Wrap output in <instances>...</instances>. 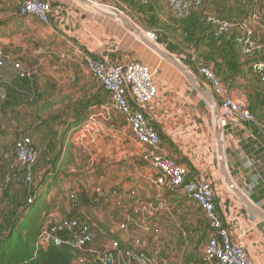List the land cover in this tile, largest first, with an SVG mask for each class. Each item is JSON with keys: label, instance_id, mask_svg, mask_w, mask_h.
Listing matches in <instances>:
<instances>
[{"label": "crops", "instance_id": "0c3cea01", "mask_svg": "<svg viewBox=\"0 0 264 264\" xmlns=\"http://www.w3.org/2000/svg\"><path fill=\"white\" fill-rule=\"evenodd\" d=\"M4 1L6 4L9 3V0H2L0 3V33L3 37H8L6 34L19 27L27 17L21 16L18 10L10 12L9 6H4ZM43 1L52 6L49 28H56L63 39L71 45L78 46L83 52L103 61L114 63L140 61L158 68L157 93L153 103L146 110V117L161 137L160 154L171 157L185 166L190 178L205 181L213 186L216 212L223 226L229 231L231 243L243 244L255 264H264V123L258 121L255 114L260 105L264 106V103L261 104L264 91L259 89L261 94L256 103L245 97L246 87L251 81L247 74L246 76L244 74L247 68L253 70L251 64H264V0H91L105 12L119 15L126 12L138 22L145 24L147 29L165 32L161 35V44L158 46L176 57L198 85L211 90V93L213 90L210 84L204 81L192 52L178 42L175 33L171 32L201 31L204 36L211 38L213 28L205 21L206 14L235 23L247 18L251 13L259 15V19L250 23L256 41V48L250 55L245 54L236 43L235 34L209 42L212 45L209 51L215 55L213 57L216 60L215 64L219 57L224 56L226 60L225 65L221 64L219 67L217 64L218 67L214 69L223 76L220 80L228 94L234 99L244 101L256 120V124L239 119L230 120L221 130L220 136L217 135L215 115L208 100L195 89L186 74L172 60L165 58L158 51L156 53L147 48L146 44L136 41L135 34L122 18L97 14L94 11L98 10L93 9L94 7L92 8L94 11L86 10L83 5H90L80 0ZM28 18L31 22L38 20L36 17ZM7 40L8 38L3 40L4 47ZM248 62L251 63L250 66H244ZM10 69L12 73H8L9 78L0 89L4 95L2 98L0 93L2 106L0 114L18 111L20 114L17 116L23 115L24 118L26 110L21 108L22 104L16 93L29 88L40 91L43 75L38 73L39 76L32 79H21L16 71L11 67ZM260 72L264 73V68ZM62 76H64L62 72L51 70L44 79H48L56 94L58 92L75 96V104L100 105L106 98L110 100L89 72H85L83 78L77 76L76 82H74L76 76L67 73L65 80L67 92L57 89ZM38 94L44 96V93ZM42 103L45 102L40 98L35 101L39 106ZM16 121L17 124H21L24 119L18 118ZM121 138L122 136L119 140ZM105 147V136L98 137L93 146L96 152L86 154L96 161L89 163L86 169H83L86 160L80 163V171L74 175L72 183L66 182L59 189L55 187L51 196L63 194L71 197L73 209L68 216L65 213L71 222H86V218L89 215L94 217L96 212L105 230L119 221H129L128 223L135 228L137 225H141V228L147 226L149 228L147 236L152 235L155 239L157 234L161 233L162 239L168 241L172 235L170 231L163 229L168 221L167 215L173 208L191 201L184 195L182 197L178 190H168L150 183L149 177L155 173L152 170L149 177L145 175L143 180H135L133 176H141L143 170L148 171L143 169V166H138L137 154L141 156L143 153L141 150L137 151V144L124 143L121 146L123 150L118 149L114 156L107 152ZM127 177L131 179L124 180ZM228 181L233 183L236 189L232 188ZM123 183L124 187L146 192L147 201L125 206L122 199L127 189L123 191ZM96 184L102 189L100 193H96ZM238 191L242 196L237 193ZM97 196L102 197L101 202L97 200L95 203L93 201L95 198L98 199ZM249 203L257 207L258 213L249 206ZM127 208L130 211L128 214ZM199 213L205 216L201 209ZM125 215L127 218L123 219ZM205 219L206 224L197 223L196 227L207 243L215 231L207 218ZM157 227L161 230L157 231ZM204 251L205 249L193 259L196 262H186L187 253L182 246L177 256L178 260L175 261L177 264H208L203 260ZM166 253L169 255L168 251ZM170 260L173 259H168L167 264Z\"/></svg>", "mask_w": 264, "mask_h": 264}, {"label": "rangeland", "instance_id": "374dc122", "mask_svg": "<svg viewBox=\"0 0 264 264\" xmlns=\"http://www.w3.org/2000/svg\"><path fill=\"white\" fill-rule=\"evenodd\" d=\"M1 2L2 0H0V3ZM6 5L9 6L10 12L13 13L18 10L20 13L18 0H9L7 4L4 1V6ZM83 6H85L86 10L94 11L93 9H95L92 6ZM121 11L124 12V10ZM94 12L97 14L100 13L99 11ZM121 15L125 19L128 18L127 22H130L129 20L135 22L140 29L143 27L145 30H151L147 29L145 24L140 21L138 22V20L130 16V14L125 12ZM26 19L19 27H15L11 32L6 34L8 37H3L0 33V43L2 44L0 47L12 58L24 60L25 65L32 69V71L34 70L43 75V79H41L39 86L40 91L29 88L25 89V91L22 90L18 92V94L16 93L17 99L22 104L21 108L26 110L24 112V118H22L23 115L17 116L20 114L18 111L7 113L3 112V110V114H0V126L3 127V129L0 127V232L4 233L3 235L8 234L13 222L17 220L16 217H19V221L16 224L21 222V224H23L29 215L28 207L34 204L38 197L39 200L36 206L40 209L42 208L41 211L44 210L45 212L39 219V222L42 223V233L39 236L40 241L43 236H46V234H44L45 232H52V234L55 232L58 234V237L62 238L68 231V228L63 226L62 223L73 209L72 199L63 194L56 196L51 195L56 188L59 189L61 186L63 187L66 182L72 183L74 175L80 171V163L86 160L83 167V169H86L89 167V163L96 161L89 158L90 155L86 154L91 151L96 152V150H93V146H95L98 137L105 136L106 151L110 152L112 156H114V153L118 152V149L123 150L121 146L124 143L128 144L132 142L137 144V151L141 150V153H143V146L134 140L131 129L123 120L122 114L117 112L107 98L106 101L100 105L87 106L83 103L80 105L75 104V96L58 94V92L56 94L55 90L51 88L48 79H44L45 75L48 76L51 70L62 72L64 76L59 79L60 86L57 89L61 92H67L65 86L67 73L71 76L75 75L76 79L74 82H76L78 81L77 76L83 78L85 72H89L80 54L82 50L78 48V46L71 45L63 39L56 28H49V26L43 25L39 20L31 22L28 21V17ZM127 24L134 28L132 23ZM171 33H175L177 41L181 42L192 52V57L199 68L200 66H207L213 70L215 76L219 80L220 78L222 79L223 76H220L215 69L217 64L218 66L221 64L225 65L226 60L224 56L219 57L217 58L218 62L215 64L216 60L213 58L215 55L213 56V52L209 51V47L212 46L209 42H214L216 37H201V34L197 35L196 32L193 31ZM133 34H135V32H133ZM159 34L161 37L165 32L159 31ZM134 36L136 41L146 44L147 48L158 53L154 47L144 42L139 35L135 34ZM199 36L201 37L200 40H198ZM160 37L157 42H151L160 45ZM7 38L6 47H4L3 40ZM164 39H166V36ZM218 39L221 40L224 38ZM69 56H71V58H68ZM250 64L251 63L248 62V64L246 63L244 66L249 67ZM258 65L259 64H251L253 70L247 68L244 71L245 76L247 74L251 81L249 86L246 87L247 91L245 93L247 96L245 97L251 99L253 103L259 100L258 97H260L259 94H261L259 89L264 91V73L260 72ZM10 71L12 70L10 69L9 63L1 73L2 78H5L4 80L9 78L7 75L8 73H12ZM10 80L12 79L10 78ZM16 81L18 84L20 83L17 79ZM204 81L207 80L204 78ZM207 83L209 84L208 81ZM21 85L23 86V84ZM206 91L212 96L213 100L218 102L219 98L215 95L214 91L212 93L211 90L209 91L206 89ZM38 93H44V96H40L41 94ZM105 93L109 96L107 92ZM35 97L38 98L36 99ZM39 98L41 101L45 102L40 106L35 104V101L39 100ZM263 103L264 98L261 99V104ZM209 104L210 106L212 105V111L215 115L214 105L211 103ZM0 107L2 108V106ZM255 114L257 115V120L264 123V106L260 105ZM18 118L24 119V121L21 124H17L19 120H16ZM24 136H28L32 139L33 146L37 151V159L31 167L23 166L16 160V143ZM121 136L122 138L119 140ZM137 156L139 158L138 166H143V169L148 170L147 172L143 170L141 176L132 175L136 178L135 180L139 181L143 180V176L145 175L149 177L152 169L141 159L142 154L141 156L137 154ZM54 158L56 159L54 160ZM149 171L150 173H148ZM29 173L31 174V178L30 180H26ZM154 177L155 173L152 177H149V182L158 186L152 182L151 178ZM130 179L131 177H127V179L124 180ZM41 185H43V190L38 191L37 189ZM95 186H98V184ZM124 186L125 183H123L122 186L123 191L127 189L122 199L125 206L134 205L139 201H147L148 197L146 192H141V189H130ZM115 192H113V196ZM181 196L184 197L183 194ZM97 197L98 202H101L100 199L102 197ZM37 207H35V210L33 209V212L38 215ZM126 210L127 214L130 213L129 208ZM199 211L198 204L193 201L185 202L173 208L169 215H167L166 218H168V221L163 227L164 230L170 231L172 235L169 237L168 241L162 239L161 233H158L156 236L157 238L153 240L145 239V233L135 235L136 233L133 229L135 226L129 224L128 232L121 233L120 239H118L120 248L122 250H133L136 249L138 244L145 241L148 245L151 243L152 249L156 253L157 264H167L168 259L171 258L173 260H170L169 264H177L175 260H178L177 256L180 254L181 247L183 246L187 253L186 262H196L193 259L199 255L206 246L204 238L196 227L197 223L206 224L207 222L205 219L206 217L200 214L201 212L199 213ZM126 218L127 215L123 217V219ZM83 225L84 222L77 223V226L81 228H84ZM202 227L203 226L200 228L202 229ZM156 230L160 231L161 228L157 227ZM22 232L26 234V231L23 230ZM44 240L45 239H43V242L45 243ZM88 241L95 243V245L108 243V240H103L101 237L97 236L96 233H94ZM142 246L143 245H141V247ZM166 251L169 252V255H167Z\"/></svg>", "mask_w": 264, "mask_h": 264}, {"label": "built area", "instance_id": "2783aa9c", "mask_svg": "<svg viewBox=\"0 0 264 264\" xmlns=\"http://www.w3.org/2000/svg\"><path fill=\"white\" fill-rule=\"evenodd\" d=\"M18 3L21 16L36 17L43 25L50 26L52 11L50 3L43 0H18ZM204 18L212 26L214 37L222 38L235 34V41L245 54L250 55L255 50L256 41L250 23L259 19L257 13H251L238 23L211 14H206ZM141 30L150 41L157 42L159 40L158 30L143 28ZM80 54L87 70L101 88L109 94L112 106L122 114L123 120L131 129L134 140L143 146L145 151H143L142 160L155 172V177L151 178L152 182L168 190H178L188 200L198 204L211 228L215 231L204 248V262L208 264L215 262L218 264H255L248 256L243 244L231 243L229 231L223 226L216 212L213 186L205 181L190 178L185 166L171 157L160 154L161 137L146 117V110L153 103L157 93L158 68H153L140 61L114 63L98 59L87 52L80 51ZM9 63L21 79H32L39 76L23 61L13 59L0 48V89L5 83L1 73ZM258 67L261 70L264 68V64L260 63ZM200 72L219 98L220 117L218 120L215 119V124L221 129H224L230 120L239 119L256 124V120L245 102L229 95L211 68L200 66ZM1 96L4 97L3 93ZM36 159L37 151L33 146L32 139L28 136L20 138L16 143L17 162L23 166L31 167ZM30 178L31 174L29 173L26 180H30ZM101 191V187L97 186L96 193ZM97 200L95 198L93 202L97 203ZM96 215L98 214L95 212L94 217L89 215L86 218L84 228L77 226V222H71L67 217L62 224L68 228V231L62 238L58 237L55 232L53 234L45 232L46 236H43L39 242L45 247L49 241H54L58 245L69 248L73 253L75 264L96 262L102 264H157L156 253L152 249L151 243L148 245L144 241L133 250L120 248L118 239H120L121 233L128 232L129 221H119L108 226L105 230L99 215ZM133 229L135 235L145 233V239H154L152 235L147 236L149 232L147 226L141 228V225H137ZM94 233L103 240H108V243L95 245V243L89 242L88 239ZM43 239H45V243ZM141 245L143 246L141 247Z\"/></svg>", "mask_w": 264, "mask_h": 264}, {"label": "trees", "instance_id": "16d2710c", "mask_svg": "<svg viewBox=\"0 0 264 264\" xmlns=\"http://www.w3.org/2000/svg\"><path fill=\"white\" fill-rule=\"evenodd\" d=\"M196 34L204 36L201 31ZM201 37L199 36L198 40ZM176 47L179 46L176 45ZM37 190H43V185L39 186ZM37 198L35 203L33 202L34 204L28 207L29 215L23 224H21L22 222L16 224L19 221V217H16L17 220L13 222L8 234L3 235L4 233L0 232V264H75L73 253L69 248L58 245L54 241H49L45 247L40 244L39 236L42 233V223L39 222V219L45 212L36 206L39 200ZM35 207H37L38 215L33 212ZM23 230L26 231V234L22 232Z\"/></svg>", "mask_w": 264, "mask_h": 264}, {"label": "water", "instance_id": "95a60500", "mask_svg": "<svg viewBox=\"0 0 264 264\" xmlns=\"http://www.w3.org/2000/svg\"><path fill=\"white\" fill-rule=\"evenodd\" d=\"M81 2L83 3H87L89 4L90 6L94 7L95 9H97L100 13L108 16V17H111V18H117V17H120L124 20V23L127 24V23H132L134 25V28L129 26L128 24V27L133 31L135 32V34L139 35L143 40L144 42H146L148 45L154 47L155 50H157L160 54H162L165 58H168L169 60H172L178 68H180L185 74L186 76L188 77V79L190 80V82L193 84V86L195 87V89L201 94L203 95L209 103L213 104L214 107H215V119L218 120L219 117H220V114H219V110H218V102L213 100L212 99V96L206 91L205 88H202L201 86L198 85L197 81L192 77L191 74H189L186 70V68L179 62V60L174 57L173 55L163 51L157 44L151 42L141 31L140 27L135 24V22L129 20L130 22H127V19L128 18H124L122 15H119V14H111V13H108V12H105L104 10H102L101 8L97 7L95 5V3L91 0H80ZM127 22V23H126ZM209 94V95H208ZM222 129L216 124V132H217V135L220 136L221 135V131ZM229 184L231 185L232 188L236 189L234 184L231 183L230 181H228ZM239 195L240 192L238 191L237 192ZM242 196V195H241ZM249 206H251V208L256 211L258 213V209L257 207H255L252 203H249Z\"/></svg>", "mask_w": 264, "mask_h": 264}]
</instances>
